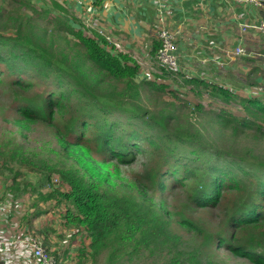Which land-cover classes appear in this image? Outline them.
Here are the masks:
<instances>
[{
    "label": "trees",
    "instance_id": "trees-1",
    "mask_svg": "<svg viewBox=\"0 0 264 264\" xmlns=\"http://www.w3.org/2000/svg\"><path fill=\"white\" fill-rule=\"evenodd\" d=\"M50 11L31 0H0L1 122L20 137L5 130L0 161L11 174L10 200L35 196L29 227L49 213L40 203L65 207L63 225L89 241L88 252L77 250L78 264H95L103 251L107 264H121L144 249L161 264H224L220 249L264 264V93L239 97L187 78L181 86L193 96L237 102L243 115L190 105L161 78L137 80L135 61L81 25L64 27ZM160 46L156 40L152 57ZM34 130L46 131L45 144L55 148H29ZM139 155L133 184L114 189L111 168ZM53 175L69 189L51 183ZM34 228L25 233L41 237L63 264L48 227Z\"/></svg>",
    "mask_w": 264,
    "mask_h": 264
},
{
    "label": "crops",
    "instance_id": "crops-1",
    "mask_svg": "<svg viewBox=\"0 0 264 264\" xmlns=\"http://www.w3.org/2000/svg\"><path fill=\"white\" fill-rule=\"evenodd\" d=\"M44 5L36 7L50 9V17L62 20L64 27L81 25L86 33L100 30L109 35L116 44L112 52L139 63V75L153 66L150 52L159 13L154 0H51ZM160 10L169 30L177 34V72L182 77L216 83L239 97H248L254 87L264 89V34L255 28L264 13L261 7L250 0H162ZM237 47L247 55H234ZM178 73L158 79L178 88L186 79L178 80ZM16 256L18 264H29L24 256Z\"/></svg>",
    "mask_w": 264,
    "mask_h": 264
},
{
    "label": "rangeland",
    "instance_id": "rangeland-1",
    "mask_svg": "<svg viewBox=\"0 0 264 264\" xmlns=\"http://www.w3.org/2000/svg\"><path fill=\"white\" fill-rule=\"evenodd\" d=\"M34 2L35 5L37 6H44V3H51V0H31ZM52 26V24L50 25ZM56 27V26H55ZM157 65L153 64L152 70L150 73L153 72V69H157ZM161 71H159L160 73ZM143 75H139L137 80L142 77ZM152 80L151 78L147 79L146 81ZM42 81L39 80L38 83H41ZM169 86L172 87L173 84L170 82ZM170 93H175L178 95V97L184 101H188L190 105H196L198 103L204 105V108L206 110H216L220 109L223 107L227 111H231L237 116L243 115L242 112H240L239 106L236 104L237 102L230 104V105H224L219 102H210V99H206L205 97L199 99L195 96H193L189 90L185 86H178L177 90H174ZM264 93L263 88H252L248 94V97H262ZM167 98H168V94ZM246 97V96H245ZM170 98V95H169ZM193 106H191L192 108ZM197 118V123L198 125H203L205 120ZM0 115V143H5L4 140V133L5 130H10L14 132V136L16 139L20 141L19 134L17 132V129L15 127H12L10 125H5L3 124ZM251 137L252 134H249ZM49 134L46 131L43 130H34L29 133L28 135V147L29 148H35V149H42V153L44 152L45 149L54 147L55 145L51 144H45V142H48L49 139ZM18 141V142H19ZM16 142V141H14ZM244 143V141H243ZM252 141H246L245 146L250 147ZM264 146V142L261 143ZM259 151H264L262 146H260ZM144 156L139 155L136 160L133 162L129 163V166H113L111 168V172L113 175L111 176V180L113 181V188L117 190H121L122 185H129L133 184L135 181L134 178V173L137 172L140 169V163L144 161ZM14 164H12L13 166ZM37 177L28 174V177H26L27 181H30V183L35 184L37 182ZM11 174L6 169H3L1 167V161H0V200L3 202L4 205H6L5 209H2V212L4 213V210L6 211L5 216L9 214L8 217V222L9 226H12V228H16L18 230L17 233H25L27 230H33L34 227L40 228L41 225L47 226L49 230V236L52 237V242L53 244L58 245V247L61 249V254L63 259H61V262L63 264H78L79 260V253L77 252L78 249L84 248L89 251L88 240H84L83 231H80V233H77L75 237L71 236V234H75L77 232L76 229L68 231V229L63 225V217L62 214L65 211V207H60L59 209H54L50 208V206L54 205V202L49 203H40L38 207L41 209H48L49 213L47 215H42L40 218L36 219L33 221V226L29 227V222L31 218V213L35 211V207L32 208L33 206V199L34 195L32 194L25 195L23 197L19 198V201L16 203H13V201L10 200V197L7 195V193L11 194V192L8 190V186L11 184ZM20 179V178H19ZM51 183L56 184L59 189L61 190H68L69 187L66 184L61 183L58 180V177L56 175H53L51 177ZM47 189L41 190L42 193H45ZM170 201V200H169ZM12 206V207H11ZM15 207V208H14ZM28 220V221H27ZM28 222V223H27ZM32 224V223H31ZM35 229V228H34ZM53 229V231H52ZM57 234H61L60 238L57 239ZM64 236V238H63ZM63 238V239H62ZM62 239V240H61ZM67 250V251H66ZM66 251V252H65ZM219 259L222 260L224 264H249L246 262L244 259H240L237 257L232 256L231 254L227 253L224 251V249H220L218 252ZM130 260L128 261L127 259H123V263L121 264H161V262L157 261L156 258H151L148 256V251L147 249L140 250L137 254L131 255ZM96 263L95 264H107V252L103 251L100 253L96 258ZM83 264H93L92 261L89 259L84 261Z\"/></svg>",
    "mask_w": 264,
    "mask_h": 264
},
{
    "label": "built area",
    "instance_id": "built-area-1",
    "mask_svg": "<svg viewBox=\"0 0 264 264\" xmlns=\"http://www.w3.org/2000/svg\"><path fill=\"white\" fill-rule=\"evenodd\" d=\"M161 1L162 0H154L155 4H158L159 7L154 29L155 37L161 42V46L157 52L156 62L159 67L167 71H172L173 73H178L177 34L176 32L170 31L166 25L165 16L160 10ZM251 1L259 6L264 4V0L262 2L258 0ZM262 8L264 9V5ZM255 28L258 32L264 34V14ZM99 33L104 36L107 42L116 46L110 36L105 35L101 31H99ZM234 55L246 56L247 53L243 48L237 47L234 50ZM150 71L151 69L144 74L145 78H151ZM5 207L6 205L0 200V261H3L5 264H18L19 258L16 254H20L24 256V259H26L29 264H61L57 262L51 254L46 252L41 237L33 235V232L17 233L18 230L15 231V228L9 226L7 220L9 214L5 216L4 213H6L7 210H4V213L2 212V209H5Z\"/></svg>",
    "mask_w": 264,
    "mask_h": 264
},
{
    "label": "clouds",
    "instance_id": "clouds-1",
    "mask_svg": "<svg viewBox=\"0 0 264 264\" xmlns=\"http://www.w3.org/2000/svg\"><path fill=\"white\" fill-rule=\"evenodd\" d=\"M251 1V0H250ZM258 1H263V0H258ZM253 2V1H252ZM255 5H257V6H259L258 4H256L255 2H253ZM264 4H262V6H263ZM262 6H259V7H261L262 8ZM262 10H263V12H264V9L262 8ZM264 14V13H263ZM156 22V21H155ZM155 24V23H154ZM154 29H155V26H154ZM100 31V30H99ZM99 31H97L96 33L99 35V36H101L102 38H104V36L103 35H101L100 33H99ZM102 33H104L103 31H101ZM154 33H155V30H154ZM89 34V36H91V33H88ZM105 34V33H104ZM106 35V34H105ZM109 36V35H108ZM156 38V37H155ZM104 40H105V38H104ZM156 40H158L157 38H156ZM106 41V40H105ZM106 43L107 44H109V45H112V43H110V42H107L106 41ZM176 46H177V42H176ZM178 49V48H177ZM113 50L114 51H116V47L113 45ZM159 50V49H158ZM178 51V50H177ZM158 52V51H157ZM152 57V56H151ZM152 58H154V64L155 65H157V62H156V58H157V53H156V56L155 57H152ZM138 65L140 66V64L138 63ZM157 69H153V72L151 73V79H153L154 81H156L160 76H162V75H164L163 73H164V71H165V74L166 75H169V76H172V75H175L176 73H173L172 71H170L171 72V74H169L168 73V71L167 70H165L164 68H161V67H159L158 65H157ZM140 69H141V66H140ZM149 69H151L152 70V66L149 68ZM149 69H148V72H149ZM159 71H161L160 73H159ZM147 72V71H146ZM145 72V73H146ZM139 73H140V70H139ZM145 73H143V76L141 77V78H143V79H145V80H147V78H145L144 77V74ZM154 74H156V76L154 77L153 75ZM181 73H178V80L179 79H181V78H186L187 79V77H182V75H180ZM170 78H172V77H170ZM172 79H174V78H172ZM185 79V80H186ZM176 80V79H175ZM185 80L183 81V82H181L180 83V86H181V84L182 83H185ZM218 85V84H217ZM219 86H221V85H219ZM221 87H224V86H221ZM171 89L170 90H177L178 88H174L173 86L172 87H170ZM226 88V87H225ZM188 90H189V92L191 93V90L189 89V88H187ZM226 89H228V88H226ZM228 90H230V89H228ZM230 91H232L233 93H234V95L236 96V93H235V91L234 90H230Z\"/></svg>",
    "mask_w": 264,
    "mask_h": 264
}]
</instances>
